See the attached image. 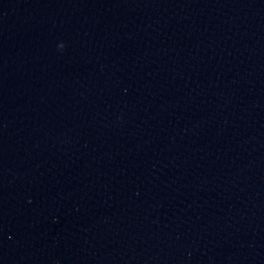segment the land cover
<instances>
[{
	"label": "water",
	"instance_id": "water-1",
	"mask_svg": "<svg viewBox=\"0 0 264 264\" xmlns=\"http://www.w3.org/2000/svg\"><path fill=\"white\" fill-rule=\"evenodd\" d=\"M0 264H264V0H0Z\"/></svg>",
	"mask_w": 264,
	"mask_h": 264
}]
</instances>
